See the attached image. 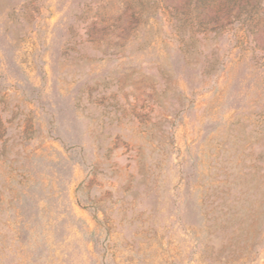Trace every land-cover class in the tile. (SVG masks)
<instances>
[{
  "label": "rangeland",
  "instance_id": "374dc122",
  "mask_svg": "<svg viewBox=\"0 0 264 264\" xmlns=\"http://www.w3.org/2000/svg\"><path fill=\"white\" fill-rule=\"evenodd\" d=\"M183 1L0 0V264H264V22Z\"/></svg>",
  "mask_w": 264,
  "mask_h": 264
},
{
  "label": "trees",
  "instance_id": "16d2710c",
  "mask_svg": "<svg viewBox=\"0 0 264 264\" xmlns=\"http://www.w3.org/2000/svg\"><path fill=\"white\" fill-rule=\"evenodd\" d=\"M190 6H192L191 11H197L192 21L194 26L199 28L198 31H201V34L220 33L232 23V20L239 22L243 16L245 18L242 20V24L246 33L255 35L262 33L259 29L262 27L260 22H264V0H184L180 5V9L183 10L185 7ZM250 9L258 11V13L254 12L257 18L255 23L253 17L249 15ZM185 15V13L180 14L181 18ZM129 18L131 20L132 16H129ZM181 18L173 17L175 21L174 27L178 35L183 34L186 24V21H182ZM247 22L250 23L248 24ZM251 23H254L253 29H250ZM131 24L136 25V20L127 21V31H129ZM260 50L264 52V49Z\"/></svg>",
  "mask_w": 264,
  "mask_h": 264
}]
</instances>
